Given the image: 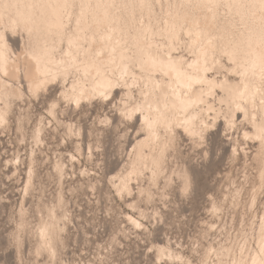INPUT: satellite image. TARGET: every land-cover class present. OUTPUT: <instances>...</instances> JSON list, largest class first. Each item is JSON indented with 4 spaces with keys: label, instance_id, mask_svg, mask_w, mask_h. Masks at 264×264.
<instances>
[{
    "label": "rangeland",
    "instance_id": "1",
    "mask_svg": "<svg viewBox=\"0 0 264 264\" xmlns=\"http://www.w3.org/2000/svg\"><path fill=\"white\" fill-rule=\"evenodd\" d=\"M75 1L71 0L74 11ZM129 1L134 0L115 2L121 19L129 13ZM149 1L143 19L151 28L156 23L153 37L166 44L163 22L167 13L183 8L182 0ZM239 2L246 9L252 0ZM228 9L231 0H219L213 15L216 30L226 24L242 28L248 21ZM185 27L179 25L173 43L176 52L188 58L191 43ZM128 31L132 33L129 27ZM217 55L222 68L211 74L235 78L229 73L233 63ZM60 84L50 85L47 92L25 90L0 122V264H251L264 243V140L244 134L253 131L249 104L244 103L246 117L236 114L229 123L231 106L216 100L222 94L217 89L210 101L220 112L215 122L214 112H208L206 121L213 124L205 138L197 142L179 130L173 133L157 175L150 176L145 169L143 177L131 182L134 191L138 185L144 187L135 201L148 213L139 217L127 205L126 194L117 192L107 179L115 162L121 165L132 157L133 119H117L114 106L121 90L112 98H95L75 107L63 99ZM53 102L56 115L71 122L70 127L54 118ZM256 111L255 121L261 124L264 117ZM160 134L168 136L163 129ZM182 165H190L194 173L181 193L175 173L170 182L165 178ZM52 207L64 215L62 228L42 234L40 226L49 227L53 221ZM125 212L140 225L127 221ZM167 240L177 257L157 251V245ZM256 264H264L262 254Z\"/></svg>",
    "mask_w": 264,
    "mask_h": 264
},
{
    "label": "bare ground",
    "instance_id": "2",
    "mask_svg": "<svg viewBox=\"0 0 264 264\" xmlns=\"http://www.w3.org/2000/svg\"><path fill=\"white\" fill-rule=\"evenodd\" d=\"M75 2L74 11L71 0H0V122L6 119L14 101L23 99L25 90L47 92L50 85L61 83L63 99L75 107L95 98H112L121 90L114 106L117 119H133L129 150L132 157L121 165L115 162L107 172V179L117 192L126 194L127 205L139 217L148 213L135 201L144 187L138 185L134 191L132 180L142 176L145 169L150 170V176L157 175L163 150L172 144L173 133L178 130L193 141L205 138V132L213 124L206 121L208 112H214L213 122L220 112L210 101L217 89L222 94L216 100L227 108L231 106L226 119L229 123L234 122L236 114L246 117L249 113L244 103L249 104L253 131L244 134L251 138L258 135L262 143L264 122L259 124L255 116L258 109L264 117V0H252L246 9H241L239 0H231L228 10L248 21L242 28L226 24L218 30L213 15L219 0H182L183 8L167 13L163 22L166 44H158L153 37L158 28L156 23L151 28L143 19L150 10L149 0L129 1V13L124 19L115 11L116 0ZM134 6L138 9H133ZM180 24L186 25L183 32L190 35L188 58L178 54L173 43ZM217 53L233 63L229 73L235 78L223 75L217 79L211 74L222 68ZM155 73L160 77H155ZM54 107L53 102L54 118L70 127L72 123L62 120L63 117L59 119ZM162 129L167 137L161 136ZM261 143L254 153L256 159ZM169 173L165 181L170 182L175 173L182 193L189 188L194 172L190 165H182ZM155 210L151 212L154 216ZM51 214L55 224L40 226L42 234L62 228L64 215L56 213L54 207ZM124 216L130 223L140 225L130 212ZM170 246L167 240L157 245V251L177 257ZM261 254L264 257V243L251 264H256Z\"/></svg>",
    "mask_w": 264,
    "mask_h": 264
}]
</instances>
